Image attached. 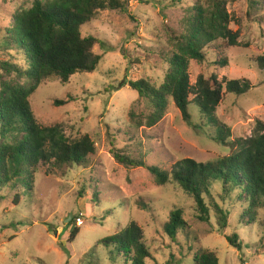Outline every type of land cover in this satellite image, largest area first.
<instances>
[{
    "label": "rangeland",
    "instance_id": "obj_1",
    "mask_svg": "<svg viewBox=\"0 0 264 264\" xmlns=\"http://www.w3.org/2000/svg\"><path fill=\"white\" fill-rule=\"evenodd\" d=\"M32 1L0 0V90L13 79L2 63H18L17 56L4 48L12 18L17 11L29 9ZM172 1L129 0L127 13L99 11L80 29L81 37L100 42L93 48L101 57L96 70L75 74L67 82L44 81L30 97L39 125H59L69 141L89 137L94 153L83 166L40 164L33 188L26 194L0 189V264H112L108 255L112 247L105 248L99 241L130 221L143 230L150 252L146 264H191L194 251L183 235L171 244L162 230L175 209L182 211L187 229L191 227L186 231L198 240L193 248L213 252L219 264H264L263 230L239 226L245 207L234 196L222 202L216 196L219 186L213 189L215 201L230 213V227L219 229L214 219L199 222L193 201L175 185L160 187L148 170L124 167L110 154L111 143L122 153H146L147 165L170 171L184 159L206 163L230 153L215 140L217 126L203 125L193 103L189 124L169 100L156 126L138 125L149 114V105L138 98L129 82L144 80L155 87L163 82L164 54L170 50L168 32L180 33L184 10L196 0ZM226 9L238 45L224 47L222 56L210 52L204 62L190 61L188 73L191 86L199 76L211 74L219 81L249 83L250 89L242 95L226 93L223 88L214 113L218 123L229 130V139H245L255 121L264 123V70L256 64L264 56V0L255 9L248 0H228ZM222 58L227 60L225 68L214 64ZM121 83L126 85L120 87ZM77 217L83 223L79 227ZM73 220L79 232L70 243ZM234 233L241 241L240 251L226 241Z\"/></svg>",
    "mask_w": 264,
    "mask_h": 264
},
{
    "label": "trees",
    "instance_id": "obj_2",
    "mask_svg": "<svg viewBox=\"0 0 264 264\" xmlns=\"http://www.w3.org/2000/svg\"><path fill=\"white\" fill-rule=\"evenodd\" d=\"M128 2L33 0L29 9L15 13L4 48L17 56L18 63H2L6 74L13 79L4 82L0 90V189L11 188L26 194L33 188L40 164L83 166L93 155L94 144L89 137L69 141L59 125H39L29 99L44 81L58 78L67 82L75 74L94 72L101 57L93 53V48L100 42L91 36L81 37L80 29L99 11L109 9L127 13ZM227 2L196 0L189 5L184 10L180 33L168 32L166 42L170 50L164 54L167 71L163 82L155 87L139 80L129 82V86L149 105L150 112L139 126L148 129L156 126L164 117L169 100L189 124L193 103L203 125L217 126L215 140L229 149V155L206 163L184 159L165 171L147 165L146 153H122L110 143V154L124 167L148 170L160 187L173 184L179 188L193 201L199 222L210 223L214 219L219 229H227L230 213L212 196L218 185L220 191L216 196L220 201L231 200L234 196L237 202L244 204L239 226L243 229L258 226L264 235V123L255 121L248 138L232 140L229 130L214 116L222 101L223 88L226 93L242 95L250 85L246 81H219L211 74L199 76L191 86L188 73L190 61L204 62L208 53L222 56L224 47L238 45V34L229 29L231 17L226 9ZM248 2L252 9L262 4V0ZM214 64L225 68L227 60L222 58ZM256 64L264 70V56L258 57ZM125 85L121 83L120 87ZM191 95L194 96L192 101L189 100ZM17 198L15 195V204ZM69 227L68 242L71 243L79 231L74 227V220ZM187 228L182 211L175 209L169 213L162 230L171 244L177 243L178 236L183 235L189 250L194 251L191 264H219L213 252L192 247L198 240L193 238L192 232L186 231ZM226 241L230 247L242 249L237 234L227 236ZM99 243L105 248L112 247L108 251L112 264H146L150 258L143 230L134 221Z\"/></svg>",
    "mask_w": 264,
    "mask_h": 264
},
{
    "label": "built area",
    "instance_id": "obj_3",
    "mask_svg": "<svg viewBox=\"0 0 264 264\" xmlns=\"http://www.w3.org/2000/svg\"><path fill=\"white\" fill-rule=\"evenodd\" d=\"M75 222H76V225L79 227V226H81L83 223H82V221H81V217H77L76 219H75Z\"/></svg>",
    "mask_w": 264,
    "mask_h": 264
}]
</instances>
